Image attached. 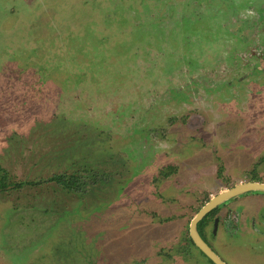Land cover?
Returning <instances> with one entry per match:
<instances>
[{
    "label": "rangeland",
    "instance_id": "obj_1",
    "mask_svg": "<svg viewBox=\"0 0 264 264\" xmlns=\"http://www.w3.org/2000/svg\"><path fill=\"white\" fill-rule=\"evenodd\" d=\"M249 9L262 17L264 0H0V264H182L196 211L264 181V71L246 75L264 25L252 30ZM144 151L150 174L130 166ZM79 169H112L118 184L90 213L92 198L26 184ZM257 235L213 247L227 264H264Z\"/></svg>",
    "mask_w": 264,
    "mask_h": 264
},
{
    "label": "flooded vegetation",
    "instance_id": "obj_2",
    "mask_svg": "<svg viewBox=\"0 0 264 264\" xmlns=\"http://www.w3.org/2000/svg\"><path fill=\"white\" fill-rule=\"evenodd\" d=\"M254 3H255V0H254ZM249 11H252L253 16L250 15ZM248 16H250L252 18L256 17L253 9L248 10ZM262 17H264V15ZM262 17L257 16L254 21L252 19L253 23L256 25V27H254V29L252 27L253 31L260 30V27H262L260 25H264V24H262ZM242 19L245 21L236 20L235 17H233L232 18L233 26L235 28H239L240 23L243 24L245 22H252V21L246 20L245 17H242ZM256 20H259V22ZM255 33L256 32H254V34ZM262 35L261 36H260V34L254 35V37H257L256 44L254 46L256 51H254V54H250V55H248L249 52L247 53L248 61L246 62V64H247L248 69H247L246 75H249L251 69L259 68L260 72L264 71V66H262L263 64H261V62L264 61V58H262V57H264V41H263L264 40V33H262ZM250 48H252V47H248L247 50H250ZM238 63H241V62L235 60V64L233 65V67L236 66V64H238ZM56 117L61 118L59 116H56ZM67 120H69V119H67ZM56 121L64 122L61 119H57ZM65 124H67V123H65ZM154 146L155 145H153V144H149V146H148L149 151H151L154 148ZM138 147H139V150L134 151V152H136L135 153L136 155H138V153L141 151L140 149L143 148V147H141V145L136 146L137 149H138ZM144 153L147 155L144 154V156H143L144 158L139 160V161L135 162L133 159H131L132 163L130 166H131V169L133 170V172L135 170H138L141 167V165H143V166L146 165V167L148 169L143 167L144 169H142V170L148 171L149 174L151 173V171H152L151 169L153 167L147 166L148 161L143 162L144 159L147 158L149 152L144 151ZM149 156H150L149 159H152V155H149ZM111 160H112V158H109V159L107 158L103 161V163L105 164L106 162H109ZM114 162L117 164V161H114ZM155 166H156V164H155ZM166 170H169V171H165V170L161 171L160 175H162L163 178L167 179L171 175L170 172L174 171L175 168L173 166H171V167L167 166ZM89 171L90 170H87V169H81L80 175L75 174V173H72L69 175H57V176H53L52 178L50 177L49 179H43V180L41 179L42 181L32 180L26 184H28L29 186H33V185H41V183L46 185L47 183L53 182L55 185L58 186V188L60 187V189H62V191L64 193H66L67 195L73 196L77 199H80L81 202L83 199L92 198L89 201L88 205L87 206L85 205V208H86L85 212L90 213V212H92V210H90V202L92 200H96V199L98 201L101 200V202H102L103 200H105L104 199L105 197H102V193H103V195H105L106 191H108L109 189H113V187L116 188L118 184L115 181L116 177L114 176L112 169H110L109 172L108 171H105V172L100 171V172H92L91 173ZM140 171L141 170H139L138 172H140ZM221 172H223L221 170V168H218L217 177L220 179H222V175H221L222 173ZM174 173H175V171L173 172V174ZM58 176H64V178L66 180H69L70 178H76L78 186H74L72 188L67 187L65 189L64 188L65 186H62L60 183H58L54 179L55 177H58ZM244 177H246V176H244ZM7 180H8V175L5 172V170H3L1 168V165H0V192H3L4 190L9 188L10 184L9 185L7 184L8 183ZM162 182L163 181H161V183ZM248 182L264 184V181L253 178V176H250L248 178H244L243 180H240L239 184L248 183ZM161 183H158V184H161ZM239 184H237V185H239ZM237 185H235V186H237ZM235 186H233V187H235ZM233 187H231V188H233ZM231 188H229V189H231ZM229 189L219 191L215 196H217L218 194H220L226 190H229ZM95 191H98L99 195L96 194ZM257 193H259V192L244 193L241 195H237V196L227 200L225 203L218 205L215 209L208 212L197 223L196 229H197V233H198L199 238L224 264H227V262H225L218 255V253L214 250V247H213V244L215 243V241L219 237H224V234L228 235V234H232L233 232L241 231V229H243V231L248 229L250 232L258 234L257 236L259 238L264 237V230H262V229H264V210H262V208H259V209L256 208L257 206L253 207V203L257 204V200H256L257 196H260V195H256ZM261 194H264V193H261ZM215 196H212L211 198H213ZM210 199H208V201ZM259 200H261L263 202V197L260 196ZM208 201H206V203ZM97 204L98 203H96V205ZM98 207L99 206H96L94 208L96 209ZM95 209L93 212H96ZM199 210H197L195 214H197ZM63 214H64V212L61 213V217L63 216ZM143 214L146 216H150V218L155 221V218H156L155 216L157 215V212H156V210L151 209V211H149L148 214L146 212H144ZM194 215H193V217H194ZM69 216H71V215H69ZM191 219L189 221H191ZM59 221H61V218H59ZM171 221H172L171 218H165V219H162V224L165 222H171ZM126 224H124V226ZM189 224H190V222L188 223L187 240H185L184 245L181 247V249L185 250L184 252H186V254L181 259V263L185 264V263H189L190 261H194V255H195V251H196L197 253H199V255L203 256V258L207 261V264H214V262H212V260L207 258L206 255L190 239V237H189ZM129 228H132V223L130 224ZM115 230L116 231L119 230L118 227H115ZM122 236H123V233L120 235V237H122ZM194 263L199 264L196 261Z\"/></svg>",
    "mask_w": 264,
    "mask_h": 264
},
{
    "label": "water",
    "instance_id": "obj_3",
    "mask_svg": "<svg viewBox=\"0 0 264 264\" xmlns=\"http://www.w3.org/2000/svg\"><path fill=\"white\" fill-rule=\"evenodd\" d=\"M264 193V184L262 183H243L239 184L229 190H226L217 196L211 198L194 217L189 224V237L192 242L206 255L207 258L212 260L214 264H224L199 238L197 233V223L211 210L215 209L218 205L225 203L227 200L244 193Z\"/></svg>",
    "mask_w": 264,
    "mask_h": 264
},
{
    "label": "trees",
    "instance_id": "obj_4",
    "mask_svg": "<svg viewBox=\"0 0 264 264\" xmlns=\"http://www.w3.org/2000/svg\"><path fill=\"white\" fill-rule=\"evenodd\" d=\"M58 183H60L62 186H65L64 188H72L77 185L76 178H70L69 180H66L64 176H58L54 178Z\"/></svg>",
    "mask_w": 264,
    "mask_h": 264
}]
</instances>
